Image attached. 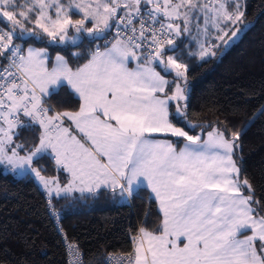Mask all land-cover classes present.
<instances>
[{"label": "snow or ice", "instance_id": "1", "mask_svg": "<svg viewBox=\"0 0 264 264\" xmlns=\"http://www.w3.org/2000/svg\"><path fill=\"white\" fill-rule=\"evenodd\" d=\"M246 7V0H0V165L31 172L57 220L54 201L77 192L107 189L127 200L144 188L158 204L159 225L138 227L132 250L102 264H264V201L242 175L246 125L192 123L189 66L168 54L187 37V56L215 57L244 31ZM81 34L112 39L73 53L86 58L75 68L59 54L49 67L48 49L29 43L75 44ZM63 87L78 97L76 110L51 103ZM257 113L264 117V104ZM25 131L38 134L30 142ZM45 154L67 173L65 184L42 174ZM66 248L67 264H91L77 244ZM0 253L6 264L9 253Z\"/></svg>", "mask_w": 264, "mask_h": 264}, {"label": "trees", "instance_id": "2", "mask_svg": "<svg viewBox=\"0 0 264 264\" xmlns=\"http://www.w3.org/2000/svg\"><path fill=\"white\" fill-rule=\"evenodd\" d=\"M246 5L247 26L227 50L222 47L216 50L215 57L194 59L185 54L187 47L182 41L188 38L183 37L177 41V50L168 54H175L189 66L188 119L192 123L211 124L220 120L230 122V126L234 124L233 131L246 125L240 151L242 175L253 185L255 197L264 201V117L257 113L264 104V0H246ZM74 16L81 18L75 12V19ZM81 36L75 44L50 45L47 37L29 43L47 48L50 64L59 54L75 68L85 63L86 58L74 57L73 53L83 54L102 47L110 35L94 40L87 34ZM166 76L173 79V75ZM51 103L60 110H76L79 99L63 87L58 96L51 97ZM253 116H257L254 121ZM173 123L177 121L173 119ZM177 126L185 127L183 123ZM185 130L189 129L185 127ZM197 132L199 128L190 134ZM37 134V131H25L23 138L31 142ZM170 138L178 148L183 145L182 139ZM41 164L47 169L44 175L59 177L65 182V175L49 155L45 154ZM137 192L138 195L127 200L110 190L74 194L72 199L58 198L54 201L60 213L57 220L47 212L45 192L31 174L18 177L0 165V249L9 253L6 264H12L17 258L27 264H67L65 240L77 244L85 261L90 259L91 264H102L109 254H127L132 250L130 237L138 227L154 230L161 219L150 190L140 188Z\"/></svg>", "mask_w": 264, "mask_h": 264}, {"label": "crops", "instance_id": "3", "mask_svg": "<svg viewBox=\"0 0 264 264\" xmlns=\"http://www.w3.org/2000/svg\"><path fill=\"white\" fill-rule=\"evenodd\" d=\"M33 47H35V46H33ZM49 52V51H48ZM172 53H170L169 55H171ZM49 57H50V53H49ZM54 63H55V60L53 59V61H52V64H50V58H49V67H52L53 65H54ZM70 64V63H69ZM129 66L130 67H135V62H130V64H129ZM157 71H159L158 69H157ZM161 74L162 75H164L162 72H161ZM166 79H169V80H171V78L170 77H165ZM69 89V88H68ZM70 90V89H69ZM78 98V97H77ZM170 111H171V109H170ZM171 118V117H170ZM154 135V137L155 138H157V139H171V140H173L172 138H170V137H165L164 135H162V134H153ZM160 136H164V137H160ZM173 142L175 143V141L173 140ZM183 146V145H182ZM181 146V147H182ZM60 172H62L64 175H65V182H62L61 181V179H59V182L61 183V185H63V184H65L66 182H67V173L66 172H64L63 170H59ZM52 177V176H51ZM140 189V188H139ZM102 190H107V189H101L100 191H102ZM150 190V189H149ZM99 191V192H100ZM74 194H80L79 192H77V193H74ZM73 194V195H74ZM84 194H87V195H89L88 193H84ZM247 235H251L252 233H251V230H247V233H246ZM259 241H257V246H259Z\"/></svg>", "mask_w": 264, "mask_h": 264}, {"label": "rangeland", "instance_id": "4", "mask_svg": "<svg viewBox=\"0 0 264 264\" xmlns=\"http://www.w3.org/2000/svg\"><path fill=\"white\" fill-rule=\"evenodd\" d=\"M74 12H75V10H74ZM75 17V16H74ZM75 19H79L78 17H75ZM89 27H91V25H88ZM243 33V32H242ZM242 33L240 34V36H239V38L241 37V35H242ZM82 39V36L80 37V38H78L77 39V41H76V43L77 42H79L80 40ZM238 41V40H237ZM70 43H72L71 41H69ZM233 45V44H232ZM231 45V46H232ZM230 46V47H231ZM230 47H227V48H224L223 50L225 51V50H227L228 48H230ZM171 55H174L175 56V54H171ZM178 56H182V54H178ZM189 91H190V88H189ZM35 166V165H34ZM27 174H31L33 177H34V175L31 173V172H24V171H22V170H17L16 172H15V175L16 176H18V177H21V176H25V175H27ZM43 174V173H42ZM44 175V174H43ZM46 176V175H45ZM47 177H51V176H47ZM35 178V177H34ZM59 178V177H58ZM60 179V178H59ZM35 180H36V178H35ZM37 181V180H36ZM37 183L39 184V182L37 181ZM39 186L41 187V185L39 184ZM42 188V187H41ZM43 189V188H42Z\"/></svg>", "mask_w": 264, "mask_h": 264}, {"label": "built area", "instance_id": "5", "mask_svg": "<svg viewBox=\"0 0 264 264\" xmlns=\"http://www.w3.org/2000/svg\"><path fill=\"white\" fill-rule=\"evenodd\" d=\"M113 32H114V30H113ZM111 39H112V36L110 35V36L108 37L107 40H111ZM67 244H71V243H69L68 241L65 240V246H66ZM66 251H67V261H69L72 257H71V255L69 254L67 248H66ZM79 251L81 252L80 249H79ZM81 254L83 255L82 252H81ZM109 255H113L114 257H120V256L125 255V254L113 253V254H109ZM83 258H84V256H83ZM84 260H85V259H84Z\"/></svg>", "mask_w": 264, "mask_h": 264}]
</instances>
